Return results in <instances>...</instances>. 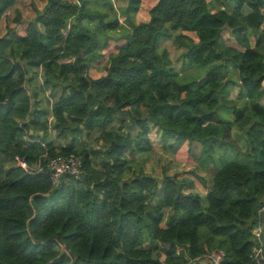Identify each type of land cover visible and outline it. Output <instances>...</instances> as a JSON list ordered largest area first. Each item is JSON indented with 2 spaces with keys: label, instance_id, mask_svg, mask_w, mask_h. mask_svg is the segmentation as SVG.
Returning <instances> with one entry per match:
<instances>
[{
  "label": "trees",
  "instance_id": "1",
  "mask_svg": "<svg viewBox=\"0 0 264 264\" xmlns=\"http://www.w3.org/2000/svg\"><path fill=\"white\" fill-rule=\"evenodd\" d=\"M125 1L29 0L26 17L0 0V264H203L218 249L219 264H255L264 0ZM168 38L211 75L179 81ZM155 128L162 149L184 147L205 174L146 171ZM46 153L81 155L82 177L54 185L16 160L33 168Z\"/></svg>",
  "mask_w": 264,
  "mask_h": 264
},
{
  "label": "rangeland",
  "instance_id": "2",
  "mask_svg": "<svg viewBox=\"0 0 264 264\" xmlns=\"http://www.w3.org/2000/svg\"><path fill=\"white\" fill-rule=\"evenodd\" d=\"M34 3L38 5L39 8H42L45 3L48 0H32ZM158 0H145L144 8L147 7L148 5H152ZM121 4L125 3V0H120ZM151 3V4H150ZM20 10L22 11L24 16H28L29 13L33 12L32 4L29 2V0H19V6ZM5 25L4 23L0 24V29H4ZM185 33H187L190 36H193L196 40H198V37L196 36V32L190 31V30H184ZM161 47L167 48L169 52L170 58L173 60L174 66H176L177 70L179 71L178 74V80L182 82H189L192 81V79L195 76H198L201 72H203L202 76H199L197 80H204L207 76L211 75L209 74L210 71H208L207 67L211 64H204L202 66L199 65H192L190 63L186 64V61L184 60L182 50L184 49L183 46H180L176 44L173 41V38L171 40H164L163 43L160 45ZM183 47V48H182ZM228 66H231L230 63ZM217 73H221L222 71H225V67L219 65L216 68ZM213 73V72H212ZM238 70L236 67L230 68V71L228 72V75L230 77H233L232 74L235 76L237 75ZM49 93V92H48ZM260 102L264 104V95L260 99ZM243 104V100L239 102V105ZM232 113V112H231ZM220 115L224 118H229L231 119L232 116L229 113L228 109H221L220 110ZM53 126V123H52ZM234 138L237 140L238 143H240L243 146V150L246 149V144L244 142V137L241 133H238L235 131ZM150 137L152 139L153 145L156 148L155 151L148 157L147 162L144 164L146 171L152 173L153 175H158L162 177L163 172H167L169 174H174L176 172H188L190 170H196L199 171L202 175H204V171L197 167V165L193 162L195 160H190L188 157L189 152L185 151V148L183 147L180 149L179 153L174 152L169 149H162L161 148V141H160V131L155 128L151 133ZM100 144H96V147H100ZM207 164V161L205 162V165ZM209 186L211 185L212 181L209 178ZM162 182L159 184V186H162ZM192 189L187 188V191H191ZM194 192L200 193L203 197L206 196V192L200 191L197 188L193 190ZM170 214L169 209H165V218H167ZM257 227V226H256ZM254 228V230L256 229ZM253 230V232H254ZM254 234V233H253ZM143 247H150L149 243H145ZM219 250V249H218ZM215 250V251H218ZM199 262H202L203 264H208L210 263L208 255L205 257L201 258Z\"/></svg>",
  "mask_w": 264,
  "mask_h": 264
},
{
  "label": "built area",
  "instance_id": "3",
  "mask_svg": "<svg viewBox=\"0 0 264 264\" xmlns=\"http://www.w3.org/2000/svg\"><path fill=\"white\" fill-rule=\"evenodd\" d=\"M17 163L25 168L29 172L37 173H49L54 185L60 183L61 178L65 174L74 176L76 179L82 177V165L83 160L81 155H54L51 156L48 153L38 161V163L32 168L25 159L16 157ZM46 163V164H44ZM261 212H264V208L261 209ZM254 236L258 243H255L252 252V258L255 260V264H263L264 262V245L262 240L263 228L259 224L254 230ZM210 262L219 264L220 261L224 258L225 252L223 250L213 251L207 254Z\"/></svg>",
  "mask_w": 264,
  "mask_h": 264
},
{
  "label": "crops",
  "instance_id": "4",
  "mask_svg": "<svg viewBox=\"0 0 264 264\" xmlns=\"http://www.w3.org/2000/svg\"><path fill=\"white\" fill-rule=\"evenodd\" d=\"M125 3H126V1H125ZM124 3V4H125ZM124 4H122V5H124ZM148 20L149 19V15H148V12H146V10H141L140 12H139V14H138V20ZM197 36V35H196ZM195 39V38H194ZM164 40H171L170 38H168V39H162L161 41H160V45H161V43H163L164 42ZM196 40V39H195ZM197 41V40H196ZM163 48H165V47H161L160 46V49H163ZM183 48V47H182ZM167 49V48H166ZM185 48L182 50V54H184V52H185ZM185 60V59H184ZM188 62H186V64H187ZM212 63V62H211ZM193 65V64H192ZM231 66H228V71H230V68H233L234 66L232 65V64H230ZM176 67V66H175ZM232 76H233V78L234 79H238L239 78V74L237 73V75L235 76L234 74H232ZM196 77V76H195ZM229 113H230V115L232 116V113H231V111L229 110ZM51 120V119H50ZM51 127H52V125H51ZM32 134V133H31ZM28 139H33V138H31L30 136H28L27 137ZM202 263V262H201Z\"/></svg>",
  "mask_w": 264,
  "mask_h": 264
},
{
  "label": "clouds",
  "instance_id": "5",
  "mask_svg": "<svg viewBox=\"0 0 264 264\" xmlns=\"http://www.w3.org/2000/svg\"><path fill=\"white\" fill-rule=\"evenodd\" d=\"M22 167V166H21ZM25 169V168H24ZM26 170V169H25Z\"/></svg>",
  "mask_w": 264,
  "mask_h": 264
}]
</instances>
